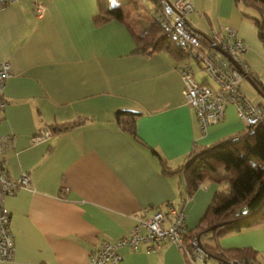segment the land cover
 Returning a JSON list of instances; mask_svg holds the SVG:
<instances>
[{
  "label": "crops",
  "instance_id": "crops-1",
  "mask_svg": "<svg viewBox=\"0 0 264 264\" xmlns=\"http://www.w3.org/2000/svg\"><path fill=\"white\" fill-rule=\"evenodd\" d=\"M43 3L41 16L33 0L0 9V63L11 67L3 88L6 104L0 108V139L11 142L1 145L0 162L12 178L26 174L33 188H19L2 199L15 248L13 257L0 264H85L104 241L129 235L138 220L164 203H184L185 224L195 229L223 184L205 182L186 199L183 176L163 172L158 155L177 167L193 150L244 130L245 123L228 106L219 123L200 129L182 93L179 68L187 58L136 53L129 6L119 8L124 22L114 18L96 25L100 0ZM218 12L211 11L215 21L208 28L188 24L206 43L211 29H234L246 46L240 58L252 73L237 14ZM148 25L149 19L132 29L141 33ZM187 61L199 82L216 86L194 60ZM118 109L140 114L136 132L143 144L114 122ZM76 118L86 119L70 130L53 131ZM42 129L50 135L32 143ZM206 244H217L222 252L252 248L257 263L264 264V223ZM144 246L136 251L120 247V264H188L170 242L148 251Z\"/></svg>",
  "mask_w": 264,
  "mask_h": 264
},
{
  "label": "built area",
  "instance_id": "built-area-1",
  "mask_svg": "<svg viewBox=\"0 0 264 264\" xmlns=\"http://www.w3.org/2000/svg\"><path fill=\"white\" fill-rule=\"evenodd\" d=\"M19 0H0V9ZM34 10L41 16L44 11L43 0H33ZM194 10L192 2L188 0H161L158 15L162 17L168 32L177 41L186 60L179 68L183 80L182 93L187 104L194 108L200 129L206 131L210 125L219 123L224 117L226 107L234 108L238 117L246 126L253 125L264 118V107L253 104L241 89L242 80L248 76L249 70L240 58L246 51L244 42L236 36L234 29L224 27L220 32L211 29L209 43L206 46L201 41L204 36L196 32L187 21V15ZM218 47L228 54L235 62L217 52ZM188 59H192L214 81L216 86L199 82L193 73ZM11 75L8 62L0 63V108L6 101L3 97V88ZM48 129H42L32 138V143H39L48 137ZM10 139H0V148L10 145ZM19 188L32 190L28 176L10 177L2 162H0V261L10 260L14 252V240L10 226V219L2 206V199L12 195ZM184 203L169 204L165 211L156 210L146 218L140 219L131 229L129 235L123 236L114 242L105 241L96 252L88 255L85 264H120L122 255L118 249L128 247L136 251L141 244L145 249H158L163 242H170L181 250L188 264H259L236 259H225L214 263L208 262V253L196 238L186 242L188 228L185 224ZM190 243L191 245H188Z\"/></svg>",
  "mask_w": 264,
  "mask_h": 264
},
{
  "label": "trees",
  "instance_id": "trees-1",
  "mask_svg": "<svg viewBox=\"0 0 264 264\" xmlns=\"http://www.w3.org/2000/svg\"><path fill=\"white\" fill-rule=\"evenodd\" d=\"M149 1L151 5L146 9L150 13V18L146 29L136 33L132 29L135 24L130 22L129 25L136 45L134 51L143 56L168 52L174 57L184 58L177 41L168 32L162 17L158 15L161 0ZM233 1L235 4L241 2L245 7L252 9L253 13H243V17L254 20L258 35L264 40V0ZM106 3L107 0H100V11L93 18L96 25L114 18L122 22L126 20L119 8H106ZM261 18L262 22L259 20ZM201 41L204 42V38ZM248 76L259 89L262 101L257 106L262 108L264 82L257 80L250 72ZM139 116L138 112L118 109L114 112L113 119L123 132L143 144L136 132V121ZM85 119L76 118L67 123L57 124L53 131L70 130L83 124ZM152 152L157 154L154 150ZM158 158L163 172L180 173L183 176L186 199L205 182H214L218 185L228 183L227 191L218 190L213 194L195 229L188 230L186 242L196 238L208 253V257L216 261L236 259L257 263L256 251L252 248H234L222 252L219 251V245L202 244L200 238L203 234L210 233L215 240H218L225 235L264 223V118L246 126L240 132L193 150L177 167L170 168L159 155ZM169 204L174 205L164 203L156 210L165 211V207Z\"/></svg>",
  "mask_w": 264,
  "mask_h": 264
},
{
  "label": "rangeland",
  "instance_id": "rangeland-1",
  "mask_svg": "<svg viewBox=\"0 0 264 264\" xmlns=\"http://www.w3.org/2000/svg\"><path fill=\"white\" fill-rule=\"evenodd\" d=\"M173 1V0H169ZM192 2L194 6V11L187 15V20L193 26L197 28H205L214 22V18L211 11L218 10L221 15H228L230 10H233L238 18L239 22L242 23V31L246 35V45H247V64L251 68V72L257 76V78L264 82V40H262L258 35V29L253 19H248L243 17V13H253L252 9L245 7L241 2L237 4L233 0H188ZM109 7L126 8L130 7L134 11V16L130 18V22L138 25L146 23V20L150 18V13L147 11L146 7L150 6L149 0H107ZM140 18V21L134 22V19ZM146 19V20H145ZM262 22V18L259 19ZM141 22V23H140ZM214 24V23H213ZM197 77H201V72H197ZM242 91L245 93L246 97L255 105L262 100L259 93L255 88L249 83L248 80H244L241 85ZM224 191L228 190V183H223ZM213 242L212 235L203 234L201 236V241L206 244L208 241Z\"/></svg>",
  "mask_w": 264,
  "mask_h": 264
},
{
  "label": "water",
  "instance_id": "water-1",
  "mask_svg": "<svg viewBox=\"0 0 264 264\" xmlns=\"http://www.w3.org/2000/svg\"><path fill=\"white\" fill-rule=\"evenodd\" d=\"M215 49H217L218 51H220L222 54H224L234 65H236L235 64V62L232 60V58L230 57V56H228L227 54H225L221 49H219L218 47H215ZM248 81H249V83L255 88V90L259 93V89H258V87L256 86V84L254 83V81L249 77V76H246L245 77Z\"/></svg>",
  "mask_w": 264,
  "mask_h": 264
}]
</instances>
